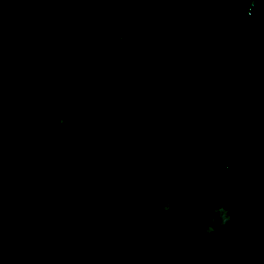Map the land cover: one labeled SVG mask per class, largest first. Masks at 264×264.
I'll return each mask as SVG.
<instances>
[{
  "label": "trees",
  "instance_id": "1",
  "mask_svg": "<svg viewBox=\"0 0 264 264\" xmlns=\"http://www.w3.org/2000/svg\"><path fill=\"white\" fill-rule=\"evenodd\" d=\"M0 264H264V0H0Z\"/></svg>",
  "mask_w": 264,
  "mask_h": 264
},
{
  "label": "clouds",
  "instance_id": "2",
  "mask_svg": "<svg viewBox=\"0 0 264 264\" xmlns=\"http://www.w3.org/2000/svg\"><path fill=\"white\" fill-rule=\"evenodd\" d=\"M216 123L217 121L215 119L208 120L210 127L216 126ZM158 200L159 203L156 206V211L158 212L171 213L177 204L175 196L171 194L161 193ZM206 217L207 224L203 227L202 231L209 240L218 237L226 226L233 224L236 220L233 209L222 204L214 207L211 214H206Z\"/></svg>",
  "mask_w": 264,
  "mask_h": 264
}]
</instances>
